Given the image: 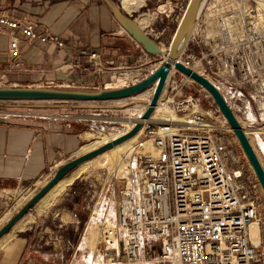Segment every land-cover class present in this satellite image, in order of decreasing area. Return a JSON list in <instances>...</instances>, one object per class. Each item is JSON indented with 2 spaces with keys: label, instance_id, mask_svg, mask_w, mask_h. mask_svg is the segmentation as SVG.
<instances>
[{
  "label": "built area",
  "instance_id": "obj_1",
  "mask_svg": "<svg viewBox=\"0 0 264 264\" xmlns=\"http://www.w3.org/2000/svg\"><path fill=\"white\" fill-rule=\"evenodd\" d=\"M158 1L160 4L151 14L143 13L139 18L150 17L151 23L142 30L162 49L166 46L163 43L166 27L159 28L157 24L163 25L172 13H177L179 24L188 2L183 5L179 0ZM146 7L145 3L128 16L136 21L138 18L133 16ZM2 33L11 38L12 67L22 65V44L38 42L66 48V42L46 25L12 14L0 15ZM138 47L147 53L140 44ZM78 54L87 60L73 59L61 69L68 76L79 78L47 87L126 88L149 78L165 62L162 60L158 68L156 64L145 67L149 60L141 57L135 64L127 65L112 58L103 60L95 50L82 49ZM179 62L194 72L200 68L202 72L196 73L220 91L238 121L241 118L250 124L248 128L256 127L257 121L250 123L247 113L251 101L256 103L259 113H264V0H207ZM172 69L162 105L171 107L183 121L147 123L140 137L130 145L123 157L126 177L116 178L124 182L116 201L117 222L111 216L104 189L91 209L103 231L99 258L87 264H264L261 185L255 175L246 176L241 156L228 139L234 132L222 113L214 117L197 111L200 99L182 93L188 86L201 85L175 66ZM89 76L94 79L89 80ZM85 77L88 80L82 79ZM119 78L124 80L123 86L116 85ZM201 88L206 99H213ZM112 102L119 101H70L59 105L80 110L65 119L87 123L82 112L110 107L106 103ZM101 124L105 131L111 129L109 125L113 122L101 120ZM94 129L90 127L91 131ZM112 192L116 193V185ZM112 220L115 225L110 227ZM254 224L260 229L258 244L251 234ZM158 247L160 257L148 259L147 251H156Z\"/></svg>",
  "mask_w": 264,
  "mask_h": 264
},
{
  "label": "crops",
  "instance_id": "obj_2",
  "mask_svg": "<svg viewBox=\"0 0 264 264\" xmlns=\"http://www.w3.org/2000/svg\"><path fill=\"white\" fill-rule=\"evenodd\" d=\"M1 14L46 25L66 42V48L38 42L22 44V65L12 67L11 38L6 33L0 34V87H47L51 83L60 85L77 80V75L68 76L61 67L77 58L85 62L86 57L78 54L82 49L98 51L103 60L112 58L127 65L135 64L140 57L152 58L127 35L103 0H0ZM91 77L89 80L94 79ZM34 106L38 107L35 113L0 119V218L17 191L49 181L60 167L77 157L88 140L85 121L65 119L66 115L79 114L78 108L67 109L55 102ZM74 195L71 192L61 199L59 220L49 221L37 215L33 222L26 215V224L15 228L17 231L12 229L0 240V264H87L84 235L87 210L91 207ZM117 198V191L110 192V211L116 222ZM57 203L36 207L45 209ZM157 249L147 251V256L160 257ZM94 255L90 260H98L99 256Z\"/></svg>",
  "mask_w": 264,
  "mask_h": 264
},
{
  "label": "water",
  "instance_id": "obj_3",
  "mask_svg": "<svg viewBox=\"0 0 264 264\" xmlns=\"http://www.w3.org/2000/svg\"><path fill=\"white\" fill-rule=\"evenodd\" d=\"M20 1H46V0H20ZM114 14L115 19L123 27V29L150 55H161L162 50L159 44L150 38L132 19L126 15L120 7L113 0H103ZM207 0H190L186 13L179 25L175 37L171 43L168 60L164 62L159 69L136 85L119 88V89H98V90H83V89H63V88H49V87H0V102H55L63 104L67 102H107L118 101L132 98L146 89L151 88L158 79H161V85L158 87L155 97L152 101V106L156 104L161 90L164 86V81L168 70L174 64L175 68L191 77L195 82L206 89L213 97L219 111L225 117L231 126L243 152L249 160L251 168L257 177L261 188L264 192V167L255 152L249 138L243 130L240 122L234 115L233 111L227 105L224 97L220 91L205 77L197 74L193 70L185 67L179 62L180 57L186 49L193 30L198 23L200 16L204 10ZM152 107L147 111L145 117H149L152 113ZM140 128L138 125L133 131L124 137L107 144L89 154L77 157L60 167L52 179L35 195L1 230L0 239L6 235L12 227L25 215L34 208L44 195L60 180L64 179L74 169H76L83 162L92 159L100 153L108 150L112 146L122 142L137 132Z\"/></svg>",
  "mask_w": 264,
  "mask_h": 264
},
{
  "label": "rangeland",
  "instance_id": "obj_4",
  "mask_svg": "<svg viewBox=\"0 0 264 264\" xmlns=\"http://www.w3.org/2000/svg\"><path fill=\"white\" fill-rule=\"evenodd\" d=\"M117 5H119V0H113ZM183 5H185L188 0H179ZM147 4V7L145 9H141L140 12L135 14L133 18H139L140 14L146 13V14H151L157 5L160 4L158 0H149L145 2ZM121 9V8H120ZM122 10V9H121ZM147 10H150V12H147ZM177 11V10H176ZM177 13H172L171 18L163 23V25H158L159 28H165L166 27V32L163 38V43L166 45L164 48H169L172 39L176 33V30L178 28L177 26ZM177 27V28H176ZM170 42V43H169ZM163 60V56L161 57H154L151 58V60L147 61L145 67H150L154 64H156L159 67V63ZM178 77V76H177ZM93 78V77H91ZM223 90V88H221ZM183 95H191L196 98L200 99V105L201 109L206 112L212 114L214 117L219 116L221 112L219 111L218 106L214 102L213 99H206L204 97V91H202L201 86H197L194 84V86H188L182 91ZM223 93L226 94L225 89L223 90ZM137 96V95H136ZM135 97V96H134ZM150 100L149 96H144L142 98L135 97V98H130L121 102H112V103H106L109 104L110 107H105V108H96L93 110H88L82 112V114L88 119L87 125H88V132L94 134L93 138H87L88 140L86 141V145H91L97 141H101L102 137L105 136H110L113 134H123V130L126 128L123 127V121L129 120V118H132V113L130 109L134 108L136 105L142 103L146 104ZM16 103V104H12ZM42 103L46 104L47 102H0V119L7 117L8 115H23L26 113H35L38 110V107L34 105H42ZM105 104V105H106ZM31 107V108H30ZM250 123L253 120H256V127L258 129H263L264 130V113H259L256 108V103L254 101L250 102ZM101 120L103 121H110L113 122V124L109 125L111 129H106L105 131H102V128L100 125ZM242 120V121H241ZM252 120V121H251ZM241 122L245 124V121L243 119H240ZM94 126V131L90 130V127ZM246 128H248V124H245ZM249 130V129H248ZM87 132V133H88ZM101 132V133H98ZM86 133V134H87ZM111 133L110 135H108ZM87 137V136H86ZM253 138V144L254 147L256 148L262 162L264 165V131L260 135H251ZM229 141L232 143L234 147L237 148L238 153L241 156V161L245 167V170L247 172L246 176H251L255 175L253 172V169L249 167L250 163L248 158L246 157L245 153L243 152V149L241 148L235 134H231L228 137ZM84 146V147H85ZM83 148V147H82ZM81 148V149H82ZM80 149V150H81ZM80 152V151H79ZM79 152L77 153V157H79ZM76 157V158H77ZM75 159V158H74ZM116 160V156L111 157V161ZM118 170L115 168L111 167H102L99 165L98 162H94L90 168H89V175H86L76 181L74 185L68 188V190L62 195L61 198H59V202L55 206H50L48 208L42 209V208H37L34 207L32 208V211L30 210L28 212V215L33 219L34 222V216H39L41 219H45L47 217L49 221L52 220H59V214L60 212L58 211L60 209V202L61 199L68 193L74 192L75 199L82 200L86 202V206H90L91 209L96 202L99 193L101 192L102 189H104V193L107 192V197L110 196V192L113 191V185L114 182H117L116 185V191L119 193L122 188L124 187V182L123 181H116L117 177H122L124 176L123 173H117ZM117 174L119 176H117ZM55 175V174H54ZM53 175V176H54ZM52 179V178H51ZM50 179V180H51ZM49 180V181H50ZM49 181H42L37 184L36 187H26L25 189H20L19 191L16 192L15 198L12 200L10 203L9 209L6 211V213L0 218V220L6 215L2 222H0V230L35 196ZM37 188V190H36ZM262 193V202L264 205V192L261 190ZM91 209L87 210V222H86V233L84 235V245L85 249L87 252V259L88 263L92 261L93 259L90 260V256L96 253L97 248L95 246H92L87 243L86 237L88 239L89 237V232L92 231L95 227V225H98L97 217L91 215ZM6 219V220H5ZM96 228V227H95ZM99 231V230H98ZM262 242L264 245V230L262 232ZM92 247V248H90ZM159 248V247H158ZM94 249V250H93ZM158 250V249H156ZM95 252V253H94ZM157 252V251H154ZM153 254V253H152ZM151 254V255H152ZM147 256V253H146ZM150 255L147 256L148 259ZM94 257H96L94 255ZM93 257V258H94Z\"/></svg>",
  "mask_w": 264,
  "mask_h": 264
},
{
  "label": "bare ground",
  "instance_id": "obj_5",
  "mask_svg": "<svg viewBox=\"0 0 264 264\" xmlns=\"http://www.w3.org/2000/svg\"><path fill=\"white\" fill-rule=\"evenodd\" d=\"M145 1L146 0H119V6H120L122 11L126 15H130L134 11H137L140 7H142L145 4ZM189 3H190V0L188 1V5H189ZM163 7L164 6L161 5L160 6V10H162ZM182 20H183V18H181V20H180V22L178 24V27L181 24ZM135 22L139 25V27L141 29H143V28H145L147 25H149L151 23V19H150V17L148 15H141L140 18H138ZM196 26H197V24H196ZM196 26H195L193 32L195 31ZM174 37H175V35H174ZM174 37H173V39H174ZM173 39H172V41H173ZM170 46H171V44H170ZM170 46H169L168 49L164 48L165 46H162V49H161L162 50V54L161 55L163 56V61L168 60V54H169V51H170ZM187 47H188V45H187ZM187 47H186V49H187ZM186 49L184 50V52L186 51ZM173 66H174V64L171 66V68L167 72V75H166V78H165V81H164V86H163V88L161 90V93H160L159 97L157 98L156 104L154 106H152V101H153V98L156 95L158 87L161 85V79H158V81L151 88L146 89L143 92H141L140 94H138L137 96H135L136 98L137 97L142 98L144 96H149L150 100L146 104L142 105V103H140V104L136 105L134 108L130 109L133 117L129 118V120L123 121L122 125H123V127L126 128V130L125 129L123 130V134L110 135L111 134L110 133V134H108L110 136L102 137L101 141H97V142H95V143H93L91 145H87V146L83 147L80 150V152H79V157L83 156V155H86V154H89V153H91V152H93V151H95V150H97V149H99V148H101V147H103V146H105L107 144L113 143L114 141H117L118 139L124 137L125 135H127L128 133L133 131L138 125H140V128L137 130V132L135 134H133L132 136H130L129 138H126L122 142L112 146L108 150L100 153L96 157H94L92 159H89V160L83 162L82 164H80L76 169H74L64 179H62L58 183H56L44 195V197L38 202L39 205L40 204H44V205L48 206V205H51V204L54 205L55 203H57L59 198L68 190L69 187L74 185V183L76 181H78L79 179H81L82 177H84L86 175H89V173H88L89 172V168L94 162H98L99 165L102 166V167H111V168L113 167L116 170H118L117 173H123L124 174V176H122V177H126V173L127 172H126V167L123 164V157L128 152V149H129L130 145L132 143H134L140 137V135L143 133L145 124H147V123H162L164 121H171V122L179 123V122L183 121V117L179 116V115H176L172 111L171 107L167 106L166 104L162 105V97H163L164 92H165L164 89H165L166 81H167L168 77L173 72V69H172ZM156 68H158L157 65H156ZM195 71L198 72V73L202 72L200 68H196ZM115 81H117L116 85H120V86L122 85L123 86V84H124V80L122 78H119V79H117ZM221 88L222 87H220V90L223 92L224 89L222 90ZM135 97H132V98H135ZM124 100H127V99L118 100V101L121 102V101H124ZM150 107H152V109H153L152 113L150 114L149 117L146 118L145 114L150 109ZM195 110L202 111L200 106H196ZM247 115H249V117H250L251 114H250L249 111H248ZM249 117H248V119H249ZM240 119L241 118H239V121H240ZM241 121H240L241 126H242L243 130L246 132V134L248 135L249 140H250L255 152L257 153V155H258V157H259V159H260V161H261V163L263 165V162H262V160H261L256 148L254 147L253 138L251 137V135H256V136L260 135L262 133V131H264V130L263 129H258L257 127L246 128V126H245L246 122L244 124ZM248 125H250V124H248ZM86 136H87V138H93L94 134L88 132L86 134ZM112 156H116V160H112L111 161V157ZM263 167H264V165H263ZM117 176H119V175L117 174ZM25 216L22 217L12 227V229H15V228H17L19 226L21 227L24 224H26L27 221L25 219ZM28 218H30V216ZM113 225H115V222L112 220V221H110L109 226L111 227ZM95 227H94V229L92 231L89 232V237H88L87 241L89 242L90 245L95 246V248H97L96 253L95 252L94 253H95V255L99 256L98 252H99V249H100L101 234H102L103 230H102V228L100 227L99 224L95 225ZM12 229L6 235H8L12 231ZM15 230L17 231V229H15ZM251 234H252V237H253V242L255 244H258L259 243V239H260V229H259L257 224H254L252 226ZM6 235H4L2 238H4ZM90 248H92V247H90ZM93 260L90 261V263L93 262Z\"/></svg>",
  "mask_w": 264,
  "mask_h": 264
}]
</instances>
